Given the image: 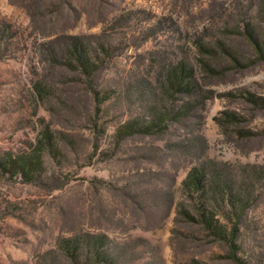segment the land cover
I'll list each match as a JSON object with an SVG mask.
<instances>
[{
	"label": "rangeland",
	"instance_id": "obj_1",
	"mask_svg": "<svg viewBox=\"0 0 264 264\" xmlns=\"http://www.w3.org/2000/svg\"><path fill=\"white\" fill-rule=\"evenodd\" d=\"M72 37L91 75L69 64ZM254 40L264 0H0V152L53 143L36 180L0 170V264H264ZM179 62L192 88L167 92ZM155 114L159 130L137 128ZM200 164L250 193L233 248L179 212ZM85 235L102 236L104 258ZM73 236L76 257L60 244Z\"/></svg>",
	"mask_w": 264,
	"mask_h": 264
},
{
	"label": "trees",
	"instance_id": "obj_2",
	"mask_svg": "<svg viewBox=\"0 0 264 264\" xmlns=\"http://www.w3.org/2000/svg\"><path fill=\"white\" fill-rule=\"evenodd\" d=\"M71 41L68 47V62L70 65L80 69L85 75H91L96 65L88 55V49L85 48L76 37ZM77 41V42H76ZM255 41L256 49L264 57V41L263 43ZM192 70L186 68L183 62L173 65L172 69L167 73L165 82L167 92L178 91L181 89L188 92L192 88L191 77ZM98 94V93H97ZM99 98L98 95H95ZM180 113V111H177ZM165 117L161 114H155L147 123L137 128H144L147 131H156L161 127ZM133 123H135L133 121ZM132 125L122 126L118 131L120 135L128 133L132 130ZM46 137V138H45ZM44 140H37L27 150L19 152H0V170L4 174L11 176L20 175L25 181H34L40 176L44 170L43 154L44 151H51L53 143L50 135L46 133ZM211 173V170H210ZM184 191H186L191 204L190 207L182 206L179 212L186 216L189 220L197 222L207 230L210 235L217 239H221L230 245L235 246V240L239 234V223L241 215L246 207L251 204L250 193L242 188H233L230 186L220 173H211L204 164L192 166L182 181ZM85 245H88L91 254L106 256L103 246L102 236H84ZM79 236L62 239L60 244L63 250L70 256H78L76 250L77 244L80 243ZM232 250V255L237 257ZM92 264L96 260L94 256L89 257ZM237 259V258H236Z\"/></svg>",
	"mask_w": 264,
	"mask_h": 264
}]
</instances>
